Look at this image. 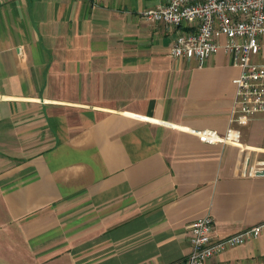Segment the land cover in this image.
<instances>
[{
    "label": "crops",
    "instance_id": "1",
    "mask_svg": "<svg viewBox=\"0 0 264 264\" xmlns=\"http://www.w3.org/2000/svg\"><path fill=\"white\" fill-rule=\"evenodd\" d=\"M169 1L0 0V264H189L195 220L264 226V114L233 121L225 48L171 56ZM209 264H264V227Z\"/></svg>",
    "mask_w": 264,
    "mask_h": 264
},
{
    "label": "built area",
    "instance_id": "2",
    "mask_svg": "<svg viewBox=\"0 0 264 264\" xmlns=\"http://www.w3.org/2000/svg\"><path fill=\"white\" fill-rule=\"evenodd\" d=\"M143 16L152 24L160 22L181 29L171 48L173 58L196 59L203 66L220 48H225L233 64L240 68L235 80L233 121L243 124L264 114V62L257 61L264 39V0H170L146 10ZM222 37L226 38L225 44L220 42ZM202 139L210 144L223 141L211 130L205 131ZM189 227V264H209L215 255L259 236L264 226L224 239L216 236L210 215Z\"/></svg>",
    "mask_w": 264,
    "mask_h": 264
}]
</instances>
